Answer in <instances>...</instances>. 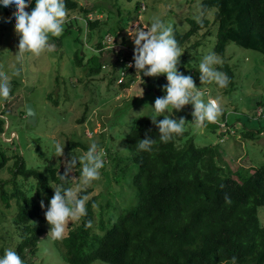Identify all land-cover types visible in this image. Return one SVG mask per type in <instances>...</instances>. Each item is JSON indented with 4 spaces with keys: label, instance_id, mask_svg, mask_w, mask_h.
<instances>
[{
    "label": "trees",
    "instance_id": "1",
    "mask_svg": "<svg viewBox=\"0 0 264 264\" xmlns=\"http://www.w3.org/2000/svg\"><path fill=\"white\" fill-rule=\"evenodd\" d=\"M65 3L70 23L64 26L63 35H69L73 29L84 31L83 48L98 55L90 58L86 65L89 66V76H97L112 66L118 74L113 82L118 83L126 69L124 63H120L121 59H133L134 55L128 53L130 50L134 52L135 46L126 29L139 21H131L128 16L114 21L111 12L106 13L104 20L103 9H88L79 0H65ZM0 7L8 12L16 11ZM141 11H144L142 3H138L135 14ZM201 11L200 22L189 19L187 32L174 31L180 49L201 31L214 25L216 30H209L208 34L216 36V55L224 57L227 46L233 43L264 56V0H204ZM210 14L213 20L209 18ZM81 16L86 21V28L79 23L78 17ZM107 36L115 38L112 50L113 44L105 43ZM95 37L97 41L93 48L89 45L93 44ZM202 42L197 41L192 49H199ZM85 59V52L77 53L76 65L85 66ZM96 60L99 64L94 62ZM220 70L229 77V84L224 88L229 92L235 87L234 70L228 64L222 65ZM136 75L139 76L135 68L127 69L126 81L118 83L121 89L129 90ZM141 76L148 82L146 90L164 94L162 90L167 80L157 77L151 81V77L142 73ZM17 86L11 82L12 98ZM9 110L0 115V173L6 171L7 166L11 173L7 180L0 178V201L6 208V211L0 209V253L4 256L5 250L11 248L27 262L28 257H39L42 240L48 237L50 225L45 212L54 188L61 183L60 174L64 169L52 161L47 167L48 172L39 167H28L14 144L16 139L11 141L17 146L13 156L3 150L5 141L1 135L7 132L3 117L15 112ZM20 113L26 116L25 107ZM164 117L168 116L152 114L136 119L126 137L131 152L130 164L137 167V172H129L128 179L125 169L130 164H126L127 167L121 165L125 168L121 172L122 179L135 196L134 205L121 211L116 218L101 219L96 226L95 198H89L93 190L79 193L88 196L87 216L71 224L61 241L65 261L68 264H93L96 261L104 264H232L235 257V264H264V224L258 216L259 209L264 207V165L233 171L223 164V154L217 146L197 147L185 132L173 141L163 143L152 119L159 122ZM12 129L10 125L8 134ZM221 131L229 133L222 128ZM243 136L244 139H253L255 133L246 130ZM146 137L156 141L151 152L138 150V141ZM79 146L88 149L81 142L72 143L71 148ZM79 167L75 168V173L81 176ZM65 187L69 188V184ZM226 196L230 203L226 202ZM13 210L15 213L9 218L8 212ZM89 220L92 221L90 228L85 226ZM5 221L9 225L5 226ZM11 230L13 233L9 235Z\"/></svg>",
    "mask_w": 264,
    "mask_h": 264
},
{
    "label": "rangeland",
    "instance_id": "2",
    "mask_svg": "<svg viewBox=\"0 0 264 264\" xmlns=\"http://www.w3.org/2000/svg\"><path fill=\"white\" fill-rule=\"evenodd\" d=\"M79 1L88 9L94 8L96 11L103 9L104 20L107 18L106 13L111 12L113 16L111 20L128 16L131 21H139L135 26L139 24L140 27L147 29L154 19H160L171 25L174 31L184 34L190 29L189 19L198 21L197 17L199 20L202 18L201 5L204 0ZM35 3L36 0H30L29 7L25 10L30 13L35 8ZM138 3L144 4L146 8L135 14ZM129 12L130 15H127ZM14 13L0 7V70L8 75L10 82L18 84L15 96L10 101L0 99V115L2 112H10L9 108L15 111L4 114L7 132L1 135L5 141L2 148L8 155L13 156L18 146L19 154L24 156L28 167H39L40 170L48 172L47 167L51 161L64 169L65 160L71 156L76 158L83 156L91 143H97L99 149H102L104 160V167L100 170L101 177L86 189H82L93 190L89 198H95L96 206L93 209L96 226L101 219L107 220L109 216L116 218L121 211L135 204V196L122 179L124 175L121 171L125 169L123 165L130 164L131 152L126 137L134 121L140 117L155 114L176 119L185 118L187 123L184 132L194 140L196 146H217L223 154V164L228 165L233 171L241 167L250 169L264 165V56L261 53L230 43L224 57L217 55L222 63L213 67L221 71L220 67L228 64L235 73V87L226 92L214 81L201 83L199 79L200 62L204 56L214 52L216 36L208 34L209 30L212 32L216 30L214 25L208 30L201 31L181 49L178 71L186 76H192L196 86L203 92L202 99L205 102L209 98L217 99L224 109L219 123L208 124L201 131L193 122L194 107L191 104L184 106L181 111L169 106L164 112L156 113L155 99L165 96L166 93L162 88L164 94L161 95L146 90L148 82H145L142 76L140 78L136 75L135 83L127 91L113 82L118 74L112 66L97 76H89V66L86 65L89 59L97 54L89 48H83L84 31L73 29L69 35L54 37L57 41L51 39L50 41L56 44V50L53 52H46L40 57H31L26 53L22 60L18 59L16 54L20 37L15 32ZM209 18L213 20V15L210 14ZM130 26L128 25L126 29L128 37H130L128 31L135 29ZM96 38L89 46L95 45ZM131 40L134 42L132 37ZM197 41H203V44L194 50L192 46ZM81 52H85L86 57L83 67L75 63L76 54ZM94 62L99 64L98 60ZM17 70L20 71L19 76L14 75ZM157 77L167 80L163 74ZM157 77H151L150 80L155 81ZM29 102L34 104L38 112V121L34 126L29 125L27 119L25 121L26 116L20 113ZM225 123L227 127H224ZM10 125L13 129L9 130L8 134ZM219 125L222 130H229V133L222 132ZM246 130L254 132L255 137L244 139L243 132ZM13 139H16L14 144L17 146L11 144ZM76 142L85 144L88 149L85 150L81 146L71 148L72 143ZM57 144H65L64 155L61 157L56 154ZM5 169L6 171L0 173L3 180L11 178L9 166ZM77 169L70 173L69 188L76 189L81 184L80 175L75 173ZM125 171L128 174L137 172V167L130 164ZM130 176L131 174L128 175V179ZM12 204L15 205L14 202ZM0 209L6 211L1 201ZM14 213L15 210L8 212V217H13ZM258 216L260 222L264 224V207L259 209ZM5 222V226L9 225L7 221ZM74 222L76 221L69 223L66 234ZM11 233L13 230L8 234ZM14 236L16 239V235ZM61 241L53 240L48 235L42 240L39 257H28L25 263L68 264L63 257L64 248ZM0 257H3L1 253ZM93 264L104 263L96 261Z\"/></svg>",
    "mask_w": 264,
    "mask_h": 264
},
{
    "label": "clouds",
    "instance_id": "3",
    "mask_svg": "<svg viewBox=\"0 0 264 264\" xmlns=\"http://www.w3.org/2000/svg\"><path fill=\"white\" fill-rule=\"evenodd\" d=\"M29 3L30 0L28 3L26 0H0V4L4 7L15 5V32L20 37L16 55L20 60L26 53L31 57H40L46 52L55 51L56 44L50 41V37H60L64 32V26L70 23L65 0H36L35 8L30 13L25 10L29 7ZM78 19L79 23L86 28L84 18L81 16ZM197 20L200 22L199 17ZM173 32V27L160 19H154L147 29L139 25L134 30L128 31L135 45L133 60L136 74L140 78L141 73L148 77L166 75L168 83L163 88L166 95L155 99V112L162 113L169 106L176 111H181L184 106L191 104L194 107L193 122L203 131L209 123H219L224 109L217 99L209 98L205 102L202 99L203 92L196 86L192 76H186L178 71L182 52ZM114 47L113 43L111 50ZM220 63L222 61L214 52L203 57L199 64L201 83L214 81L220 88L228 86L227 74L213 67ZM127 67H133V65L129 64ZM14 75L19 76L20 71L17 70ZM10 93V79L3 70H0V99L10 101L12 99ZM152 123L159 129L160 141L168 143L183 134L187 121L183 117L179 119L164 117L159 122L157 119H152ZM155 143L154 139L146 137L138 141L137 147L138 150L151 152ZM64 148L65 144H57L56 154L63 156ZM77 163L81 166V184L76 189L67 188L65 184L70 181L69 173L74 171ZM63 164L64 172L60 174L61 183L54 188V195L45 212V219L50 225L48 235L53 240H62L70 222L79 221L87 216L88 196H80L79 192L90 186L93 181L100 179V170L104 167L102 149H99V145L93 142L86 154L79 158L71 156ZM225 199L230 203L227 196ZM43 207L44 204L41 201V208ZM85 226L92 227V221H87ZM235 260L236 258L233 257L232 264H235ZM0 264H25V261L15 250L9 248L5 250L4 256L0 257Z\"/></svg>",
    "mask_w": 264,
    "mask_h": 264
},
{
    "label": "built area",
    "instance_id": "4",
    "mask_svg": "<svg viewBox=\"0 0 264 264\" xmlns=\"http://www.w3.org/2000/svg\"><path fill=\"white\" fill-rule=\"evenodd\" d=\"M0 6H3L2 4H0ZM9 11H15V5H10L8 7H6ZM142 10H145V5L142 4ZM139 26V24L137 25ZM133 27H136L135 25ZM134 30V28H133ZM131 38V37H130ZM115 41V38H113L112 36H107L106 39H105V43L110 45V44H113ZM132 41V40H131ZM127 49V48H126ZM130 52H132V54H134V52L132 50H130ZM124 63V66H125V70L121 73L120 77H119V81L118 83L121 84L123 82L126 81V75H127V69H134V60L133 59H121L120 63ZM129 64H132L133 67H127V65Z\"/></svg>",
    "mask_w": 264,
    "mask_h": 264
},
{
    "label": "water",
    "instance_id": "5",
    "mask_svg": "<svg viewBox=\"0 0 264 264\" xmlns=\"http://www.w3.org/2000/svg\"><path fill=\"white\" fill-rule=\"evenodd\" d=\"M25 110H26L27 123L31 126L36 125L38 121V112L35 109L34 104L30 102L26 103Z\"/></svg>",
    "mask_w": 264,
    "mask_h": 264
}]
</instances>
